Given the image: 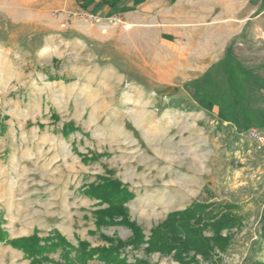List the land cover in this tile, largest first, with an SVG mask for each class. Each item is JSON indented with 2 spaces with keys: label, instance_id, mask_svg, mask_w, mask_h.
Segmentation results:
<instances>
[{
  "label": "rangeland",
  "instance_id": "1",
  "mask_svg": "<svg viewBox=\"0 0 264 264\" xmlns=\"http://www.w3.org/2000/svg\"><path fill=\"white\" fill-rule=\"evenodd\" d=\"M72 4L0 0V264H28L9 241L29 231L79 240L83 211L97 206L84 190L100 178L133 193L125 206L146 236L194 201L235 204L243 217L208 259L140 245L119 250L124 264L263 261L264 148L246 129L264 127V0H171L168 22Z\"/></svg>",
  "mask_w": 264,
  "mask_h": 264
},
{
  "label": "trees",
  "instance_id": "2",
  "mask_svg": "<svg viewBox=\"0 0 264 264\" xmlns=\"http://www.w3.org/2000/svg\"><path fill=\"white\" fill-rule=\"evenodd\" d=\"M203 101L202 97L199 98ZM212 104L211 100L203 101ZM65 131V130H64ZM84 193L90 198L97 199L99 207L93 211L96 228L121 225L130 230L131 236L124 241L120 238L104 236L108 246L88 247L86 241L78 242L79 260L86 262L96 254L104 264H124L125 259L120 257V249L125 246L138 247L144 245L145 253H159L172 255L181 263H191L196 256L208 259L216 251L223 252L230 244L231 237L223 231L240 227L243 217L239 214L235 204H224L218 212H210L212 203L194 201L180 210L167 213L166 217L155 224L146 236L143 229L130 218L125 203L133 198V193L120 181L100 178L97 183H90ZM259 236L264 240V217L261 218ZM56 238V241L54 239ZM36 234L12 239L9 243L22 250L28 257H35L44 251L39 245ZM50 241L52 247L64 246L75 249L58 232L51 237L43 238ZM68 252V251H67ZM67 254V253H66ZM135 264H147L144 260H136ZM252 264H264L254 261Z\"/></svg>",
  "mask_w": 264,
  "mask_h": 264
},
{
  "label": "crops",
  "instance_id": "3",
  "mask_svg": "<svg viewBox=\"0 0 264 264\" xmlns=\"http://www.w3.org/2000/svg\"><path fill=\"white\" fill-rule=\"evenodd\" d=\"M171 0H69V5H71V9L78 13H83L86 15H93V16H105V17H125L132 19L135 16H141L144 21H150L151 18L155 19L157 22H168V19L162 18V16L166 17L169 15V2ZM256 126V125H252ZM249 127V126H248ZM264 131V127L260 129ZM93 203L97 202V199H92ZM105 204L99 206H93L91 208H88L90 210H94L99 207H104ZM83 215H88L87 218V224L84 226V230L82 234H80L79 240L73 239L70 240L67 235H65L63 232H59L61 236H63L66 241H68L70 244L75 246V249L73 251L67 252V247L64 248V246H56L52 247L50 245V241H47L43 243V241H40L39 244L43 245L45 247V252L42 255H36L35 257L27 258L28 264L30 263L31 259H33V262L31 264H103V261L99 260L94 254L92 258L88 259L86 262H83L79 260V249H78V242L80 240L86 241L89 245L87 249L96 247V246H102L107 245L108 242L104 241V244L100 242L101 245H96L97 242L91 241L89 242V238L92 236H95L98 234V237L102 234L105 235V233L102 231L103 227L96 228L95 225V217L90 211H83ZM106 227H112V226H106ZM95 235H89V230H95ZM129 230V229H128ZM130 231V230H129ZM33 231H29L22 236H29ZM51 232H45L38 235L41 236H47L52 234ZM108 236V235H105ZM131 236V232H130ZM129 236V238H130ZM103 237V236H102ZM114 237V236H113ZM128 238V239H129ZM101 239V238H100ZM127 239V240H128ZM123 240V239H122ZM56 241V238L54 239ZM96 245V246H95ZM67 253V254H66ZM122 254L120 255V257ZM144 260V259H143ZM264 262V260L262 261Z\"/></svg>",
  "mask_w": 264,
  "mask_h": 264
},
{
  "label": "built area",
  "instance_id": "4",
  "mask_svg": "<svg viewBox=\"0 0 264 264\" xmlns=\"http://www.w3.org/2000/svg\"><path fill=\"white\" fill-rule=\"evenodd\" d=\"M246 132L248 138L253 140L258 148H264V131L257 126H249Z\"/></svg>",
  "mask_w": 264,
  "mask_h": 264
},
{
  "label": "bare ground",
  "instance_id": "5",
  "mask_svg": "<svg viewBox=\"0 0 264 264\" xmlns=\"http://www.w3.org/2000/svg\"><path fill=\"white\" fill-rule=\"evenodd\" d=\"M160 196V198H159ZM156 198L158 199L159 198V201H162L164 200L165 198H167V194H159V195H156ZM149 199V198H148Z\"/></svg>",
  "mask_w": 264,
  "mask_h": 264
}]
</instances>
